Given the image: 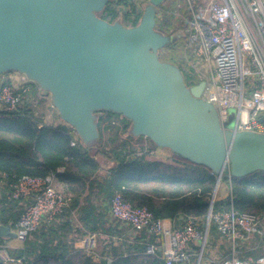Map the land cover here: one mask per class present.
I'll list each match as a JSON object with an SVG mask.
<instances>
[{
    "label": "water",
    "instance_id": "obj_1",
    "mask_svg": "<svg viewBox=\"0 0 264 264\" xmlns=\"http://www.w3.org/2000/svg\"><path fill=\"white\" fill-rule=\"evenodd\" d=\"M162 1L150 0L140 22L126 26L100 16L110 0H0V80L26 75L84 144L99 137L97 116L109 111L130 120L133 135L211 169L218 181L201 264L219 183L229 174L264 172V134L223 126L203 98L206 81L190 85L177 65L160 58L174 41L157 29ZM16 237L0 223V238Z\"/></svg>",
    "mask_w": 264,
    "mask_h": 264
},
{
    "label": "trees",
    "instance_id": "obj_2",
    "mask_svg": "<svg viewBox=\"0 0 264 264\" xmlns=\"http://www.w3.org/2000/svg\"><path fill=\"white\" fill-rule=\"evenodd\" d=\"M111 10L110 1L101 17L112 21L113 17L107 18ZM173 17L171 14L162 22L157 20V29L170 38L171 31L184 27ZM175 46L176 41L170 40L160 49L159 56L177 65L185 76L181 64L182 61L186 65L185 59L181 47ZM27 96L17 110L0 107V170L7 174L5 181L9 185L25 175H53L56 188L59 190V186V191L68 196L69 206L33 232L22 248L13 250L24 264H167L157 236L141 231L134 244L115 240L114 220H109L104 210L117 193H122L134 207H147L156 218L175 225H183L192 218L204 229L218 181L211 169L174 153L167 159L152 155L154 149L141 141L144 137L132 134L131 121L109 111L97 116L99 137L84 144L69 125L42 123ZM74 139L77 144L73 146ZM139 149L143 150L141 154L137 153ZM222 181L229 183L232 197L217 196L213 214L228 210L231 199L239 212L264 213L263 171L243 177L225 175ZM5 196L0 199V223L15 224L30 199ZM75 222L79 224L73 232ZM87 233L98 234L105 245L103 251L110 248L107 251L111 261L75 247L76 240ZM215 235L220 232L211 219L208 238ZM3 240L0 238V242ZM151 244L156 247L154 253L148 251ZM193 249L191 264H196L200 244L196 243ZM201 264L219 263L207 261L204 254Z\"/></svg>",
    "mask_w": 264,
    "mask_h": 264
},
{
    "label": "built area",
    "instance_id": "obj_3",
    "mask_svg": "<svg viewBox=\"0 0 264 264\" xmlns=\"http://www.w3.org/2000/svg\"><path fill=\"white\" fill-rule=\"evenodd\" d=\"M110 1L112 10L107 15L114 18L111 22L120 16L124 18L122 22L126 26L138 24L144 13L143 5L147 6L150 2ZM163 1L158 5L156 13L159 22L172 13L162 6ZM185 1L187 12L183 15L182 22H187L186 43L181 48V54L190 75L196 79L190 85L206 81L203 98L216 107L220 122L226 128L228 112L233 107L237 110L234 129L264 134V0ZM125 21H131L132 24ZM25 95H28V101L30 97L33 101L40 99L39 102H43L47 97L24 74L1 77L0 107L17 110ZM46 101L44 111L41 109L45 113V124L46 112L56 110L51 99ZM76 144V139L72 140V145ZM151 154L157 155L155 150ZM6 176L0 170V199L5 194L7 199H30V202L17 222L8 224L17 233V237L0 242V261L4 264H24L22 258L13 254V250L22 248L33 232L62 214L69 206V198L56 188L53 175H25L10 185L5 181ZM228 177L231 178L230 174ZM110 206L112 216L117 221L130 224L138 232L144 231L157 236L161 241L159 248L162 257L167 264H191L189 246L200 244L206 238L205 229L195 219L190 218L183 225L171 224L167 220L156 218L147 207H134L124 199L122 193H117L112 198ZM211 219L233 245L232 253L221 264H264V255L254 260L242 259L235 250L238 240H245L253 235L264 237V213L258 215L239 212L231 199L230 208L216 214L212 211ZM15 241L20 246H15ZM98 244V234L87 233L76 240L75 247L97 255ZM155 250L153 244L149 245L150 253Z\"/></svg>",
    "mask_w": 264,
    "mask_h": 264
},
{
    "label": "rangeland",
    "instance_id": "obj_4",
    "mask_svg": "<svg viewBox=\"0 0 264 264\" xmlns=\"http://www.w3.org/2000/svg\"><path fill=\"white\" fill-rule=\"evenodd\" d=\"M143 6H144V10H145L146 4H144ZM162 6L165 7L168 11H171L172 12L171 14H174L173 19L175 21H177L178 23L183 21V15L187 12V2L185 0H164L162 3ZM171 14H169V15H171ZM100 16H101V14H100ZM107 18H109V17H107ZM118 19L120 21H124V18H122L120 16L118 17ZM125 23L132 24L131 21H125ZM185 36H186L185 27H179L178 29L171 31V38L176 41V46H175L176 48H179V47L182 48L185 45V43H186ZM181 64H182L184 73L185 74L187 73L185 75V78H186L188 84H192V78L193 77L190 75L187 66L185 64H183L182 61H181ZM6 75H10V76L13 75L14 76V75H16V73L11 72V73L5 74V76ZM193 79H195V78H193ZM46 100H50V97L47 96L45 101H43V102H39L40 99L33 101L29 97V101L31 104L30 107L33 106L31 108L34 110L35 114L41 119V122H43V123H44V118H45V113L43 112L44 111L43 105H45V107H46V104H45L47 102ZM54 112H55L54 114L58 115V111L55 110ZM236 117H237L236 108H233V107L230 108L229 112H228V119L226 120V126L229 129L234 128L235 123H236ZM141 141L145 146H146V144H151L149 142V140L146 138H142ZM153 146L154 145L152 144V147ZM142 151L143 150L139 149V151L137 153L141 154ZM115 240H117V238H115ZM227 243H228L229 249L226 248ZM248 244L249 243L241 244L240 240H238V243L236 242V244H235L236 252L244 251V253L241 254V255H243L244 258H250L252 256L250 251H252L253 253H258L262 249L261 247L264 246V243H260L259 244L260 247L255 245V248L252 249V247H250L251 244L250 245H248ZM119 245H121V244L119 243ZM206 245H207V249L205 248L204 254H206L207 257L209 256V257L215 258L216 259L215 262H217V263H221L224 259H226L231 254L232 244L230 243V241L229 242L225 241L221 235L210 236L209 238L207 237V244ZM104 246H105L104 243L99 239V244H98V248H97L99 250V252H101L104 249ZM108 249H110V248L108 247ZM210 255H212V256H210Z\"/></svg>",
    "mask_w": 264,
    "mask_h": 264
},
{
    "label": "crops",
    "instance_id": "obj_5",
    "mask_svg": "<svg viewBox=\"0 0 264 264\" xmlns=\"http://www.w3.org/2000/svg\"><path fill=\"white\" fill-rule=\"evenodd\" d=\"M54 113H55L54 111H47L46 112V120H47V123L46 124H48V125H54V126L64 125L65 123L60 119L59 114L56 115ZM146 145H147V147L148 146L149 147H152V144H146ZM152 148L155 150V153L157 154V156L161 157L162 159H167V158H170L172 156V152L170 150H168V149L157 148V147H154V146ZM57 187L60 190V187L59 186H57ZM230 193H231V191H230V185H229V183L223 182L221 180L220 183H219L217 192H216V197L217 196H218V198L231 197L230 196ZM104 212L106 213L105 215H107V217H108L109 220H114L113 221L114 222L113 223V231L117 234L115 236V238H117L120 241H123V240L124 241H128L131 244L136 243V238L140 234V232L136 231L130 224H127V223H124V222H120V221H117L116 219H114L113 216H112V213H111V206H109L107 209H105ZM167 222H170L171 224H173L172 221L167 220ZM78 224H79L78 222H75L73 224V232L78 227ZM73 232L71 234H69V235L72 236L74 234ZM220 235L223 237V239L225 241L229 242V240L225 236H223L221 234V232H220ZM240 242H241V244H243V243H245V244L249 243L248 245L251 244L250 247H252V249H253V248H255V245L258 246V247H260L259 244L260 243H264V237L263 238H260V237H258V235H253V236H251V237H249V238H247L245 240H240ZM14 245L15 246H20L19 243H17L16 241L14 242ZM194 245L195 244H191L189 246L192 256L195 254V250L193 249V246ZM228 247L229 246H228V243H227L226 244V248L229 249ZM261 248L262 249L258 253H253L252 251H250L248 249L250 252H252L254 255L257 256L256 258H254L253 256L250 257V258H244L243 255H241V254L244 253V251H242V252H236V253L242 259H253L254 260V259H257V258H259V257H261V256L264 255V246L261 247ZM124 249H125V247H124ZM232 249H233V245H232ZM231 253H232V250H231ZM96 254H97V256L99 255L98 259L99 258L100 259H103V260L107 259V260L111 261V256L109 255V252L107 250L105 252L103 250L101 252H99V250L97 249L96 250ZM105 254H107V255H105ZM210 256H212V255H210ZM206 259L209 262L217 263V262H215V260H216L215 258H212V257H209V256L207 257L206 256ZM219 264H221V263H219Z\"/></svg>",
    "mask_w": 264,
    "mask_h": 264
}]
</instances>
